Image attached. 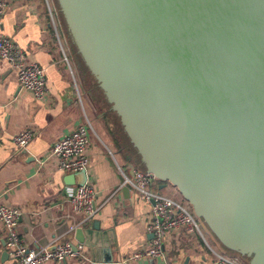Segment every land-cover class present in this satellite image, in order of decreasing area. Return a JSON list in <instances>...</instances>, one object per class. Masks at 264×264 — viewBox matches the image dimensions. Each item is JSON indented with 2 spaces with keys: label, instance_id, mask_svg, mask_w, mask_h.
Listing matches in <instances>:
<instances>
[{
  "label": "water",
  "instance_id": "obj_1",
  "mask_svg": "<svg viewBox=\"0 0 264 264\" xmlns=\"http://www.w3.org/2000/svg\"><path fill=\"white\" fill-rule=\"evenodd\" d=\"M54 1L143 170L264 264V0ZM96 231L74 239L93 251Z\"/></svg>",
  "mask_w": 264,
  "mask_h": 264
},
{
  "label": "crops",
  "instance_id": "obj_2",
  "mask_svg": "<svg viewBox=\"0 0 264 264\" xmlns=\"http://www.w3.org/2000/svg\"><path fill=\"white\" fill-rule=\"evenodd\" d=\"M6 2L2 32L24 50L30 61L44 68L47 86L46 97L35 99L18 85L17 74L8 63L0 60V202L19 211L17 232L24 244L38 249L63 238L77 243L75 228L97 222V248H86L88 260L47 264H105L108 255L116 264H213L216 252L229 251L207 229L203 237L182 232L168 235L164 258L126 260L150 241V204L127 184L111 200L104 201L109 191L123 182L120 169L128 176L132 168L143 169L135 162L137 153L127 144L125 134L115 132L113 124L105 121L114 113L63 32L61 39L67 48L62 45V51L48 25L44 0ZM80 124L87 127L91 141L86 181L97 190V203H102L96 215L83 222L82 215L72 212L67 202L66 190L77 185L68 184L67 175L71 173L56 171L52 160L37 162L54 142ZM24 128H31L34 138L26 148L17 150L12 136ZM160 186L158 181V190L169 187ZM11 262L0 224V264Z\"/></svg>",
  "mask_w": 264,
  "mask_h": 264
},
{
  "label": "built area",
  "instance_id": "obj_3",
  "mask_svg": "<svg viewBox=\"0 0 264 264\" xmlns=\"http://www.w3.org/2000/svg\"><path fill=\"white\" fill-rule=\"evenodd\" d=\"M47 9L48 25L52 26L56 39L63 51L59 11L53 0H44ZM7 9L6 0H0V60L8 63L17 74L18 85L32 93L35 99L42 100L47 95L44 68L30 61L24 50L2 32V18ZM44 28V32H45ZM64 59L66 57L64 56ZM34 138L31 128H24L12 136L13 145L22 150ZM90 135L84 124L78 125L54 142L45 155L37 159L39 164L52 160L56 171L77 173L87 169L89 163ZM123 182L109 191L104 202H108L125 184L150 204L151 220L148 244L131 253L126 260L164 258L165 241L168 235L182 232L187 235L202 236L204 222L198 218L191 206L161 193L156 187L159 181L152 173L140 168H132L128 176L121 170ZM67 202L74 213L82 215V222L91 220L99 211L97 190L87 181L66 190ZM19 211L0 202V224L5 231V246L12 259L11 264H47L66 259L88 260L83 243H73L69 238L54 240L52 244L38 249L28 248L17 232ZM206 226V225H205ZM74 229V228H72ZM203 237V236H202ZM213 264H240L238 257L215 253Z\"/></svg>",
  "mask_w": 264,
  "mask_h": 264
},
{
  "label": "rangeland",
  "instance_id": "obj_4",
  "mask_svg": "<svg viewBox=\"0 0 264 264\" xmlns=\"http://www.w3.org/2000/svg\"><path fill=\"white\" fill-rule=\"evenodd\" d=\"M54 3H55V1H54ZM56 4V3H55ZM56 7H57V5H56ZM59 13V12H58ZM59 16H60V14H59ZM60 22H61V28H62V32H63V37H64V39L66 40V42H67V44H68V46H69V40L70 39H68V35H67V33H66V30H65V27H64V24H63V21H62V18H61V16H60ZM62 38V37H61ZM62 40V45H63V47L65 48H67V45H66V43H65V41L63 40V39H61ZM70 47V46H69ZM101 96V95H100ZM96 100L99 102V103H101L100 102V100L98 99V97H97V95H96ZM101 98H102V96H101ZM108 106V105H107ZM108 110V109H107ZM110 112V111H109ZM108 114V113H107ZM106 114V115H107ZM105 121L106 122H109V123H111V124H113V129H115V132H121V131H119V128H120V130L122 129L121 128V125H120V123H119V120H118V118L115 116V115H113V114H108L107 115V117H106V119H105ZM123 132V131H122ZM169 187L168 188H166V190H164V191H161V193H163V194H165V195H168V196H170V197H173L174 199H176V200H178V201H180L181 203H183V204H185V205H188L187 204V202L180 196V194L177 192V190H176V188L175 187H173L172 185H170V184H167ZM204 230H207L208 228L204 225ZM225 254L226 255H228V256H231L232 254H231V251L229 252V251H227V252H225ZM237 256H238V261H239V263L240 264H248L247 262H248V259L246 258V257H244V256H241V255H239V254H237V253H235Z\"/></svg>",
  "mask_w": 264,
  "mask_h": 264
},
{
  "label": "trees",
  "instance_id": "obj_5",
  "mask_svg": "<svg viewBox=\"0 0 264 264\" xmlns=\"http://www.w3.org/2000/svg\"><path fill=\"white\" fill-rule=\"evenodd\" d=\"M112 113H113V112H112ZM122 131H123V130L121 129V133L124 134ZM125 140H126L127 144L129 145V147L132 149V146H131V144L129 143V141H128V139H127L126 136H125ZM135 162H136L141 168H143V165L140 163L138 156H136Z\"/></svg>",
  "mask_w": 264,
  "mask_h": 264
}]
</instances>
